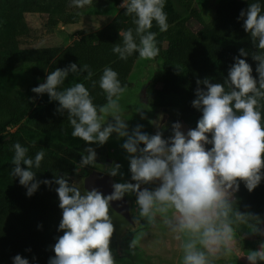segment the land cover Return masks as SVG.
<instances>
[{
	"label": "clouds",
	"instance_id": "9594fccd",
	"mask_svg": "<svg viewBox=\"0 0 264 264\" xmlns=\"http://www.w3.org/2000/svg\"><path fill=\"white\" fill-rule=\"evenodd\" d=\"M91 4L92 0H70V6L76 8ZM120 7L132 17L134 28L120 31L121 42L113 46V53L121 60L134 53L142 60L156 58L160 49L157 33L151 29L154 21L160 32L169 28L165 0H123ZM238 20L243 21L254 50L239 49L223 83L197 79L192 106L202 112V117L197 127L186 133L183 125L175 122L171 125L172 134L165 139L156 121L152 122L157 127L155 134L144 132L139 124L129 131L120 104L127 85L122 86L119 74L111 67L103 69L98 82L106 96L102 105L94 103L84 83L62 87L70 73L86 72L91 80L93 72L87 64L78 67L71 63L57 68L48 73L44 83L32 89L57 101L60 114L67 112L73 137L100 146L113 133L126 138L122 148L129 154L131 173V181L113 183L108 195L96 188L81 192L67 175L37 179L33 169L41 167L45 152L38 151L32 158L28 147L19 142L13 145L12 175L19 177L27 196L31 197L41 184L58 185L55 191L62 209L59 231L63 235L57 238L55 256L48 264H116L110 248L115 231L110 205L132 193L139 209L135 222L143 219L147 225L155 226L159 216L175 239L182 241L181 264H214L220 257L231 256L238 244L234 225L247 224L253 234L264 236V229L259 226L264 221L258 215L241 212L234 198L240 181L251 192L264 179V8L260 2L249 3ZM249 56L256 62L257 76H253ZM174 67L177 74L183 72L180 65ZM96 83L93 80L92 86ZM137 112L145 118L142 110ZM84 152L80 167L75 169L77 173L82 167L98 166L95 148L89 146ZM121 167L113 163L108 175L117 176ZM152 184L157 186L147 187ZM246 257L249 264L264 262V242ZM13 264L30 261L17 254Z\"/></svg>",
	"mask_w": 264,
	"mask_h": 264
},
{
	"label": "trees",
	"instance_id": "16d2710c",
	"mask_svg": "<svg viewBox=\"0 0 264 264\" xmlns=\"http://www.w3.org/2000/svg\"><path fill=\"white\" fill-rule=\"evenodd\" d=\"M185 7L187 16L198 23L204 34L194 31L185 19L178 15H171L167 23L166 32H160L156 22H153L152 31L157 33V42L164 67L156 71L145 86L147 101L156 107H169L171 101L168 95L185 98L181 104L177 118L192 124V119L198 121L202 112L192 106L197 87V79L210 78L212 81L223 83L230 66L235 62L234 57L239 55V49L253 51L249 34L243 28V21L238 20L242 9L249 3L260 2L264 8V0H218L213 14L205 20L195 6L187 7L184 0H175ZM52 8L54 9L52 11ZM87 8L70 6V0H48L40 5L38 0H0V12L10 26L14 38L29 31V25L24 17L26 12H47L48 22L56 25L73 24L78 21L80 14H85ZM133 27L132 17L126 15V9L120 8L114 16L102 27L90 33L86 41L68 46H40L20 50L19 54L12 53L11 59L0 56V70L12 62L23 60L35 63L33 80L42 79L44 83L48 73L57 68L63 69L71 63L78 67L84 64L90 66L93 76L87 79V73L69 74L63 88L75 83H84L94 103H106V96L99 87V79L103 69L111 67L119 76L122 86L130 84L129 78L139 58L134 53L127 60H121L114 54L112 48L121 42L120 31ZM20 55V56H19ZM252 65L253 76L256 62L248 58ZM180 65L183 72L176 73L175 67ZM72 76V77H71ZM71 77V82H70ZM74 79V80H73ZM96 86H92V81ZM33 108L32 130L38 133H54L63 130H73L67 119V112H57L59 104L50 101L47 93L42 94L33 103L25 97L11 96L0 92V158L13 157V145L17 142L29 148L28 155L34 158L38 151L45 152V158L39 169H33L39 180H52L58 175L74 176L76 165L80 164L84 149L90 145L80 141L63 147H52L49 143H32L25 139L19 130L8 131V128L19 122L23 109ZM264 115V113H262ZM211 148L212 145H206ZM26 167V166H25ZM58 185L51 187L41 184L31 196H27V189L19 183V178H10L6 188L0 186V264H13V257L17 254L28 256L30 264H48L49 259L55 256L53 246L57 238L63 235L59 231L62 220V209L59 207V197L55 191ZM236 207L241 212H250L258 215L264 221V179L251 192L243 181H240L239 191L234 193ZM115 231L111 239L110 248L114 257L118 255L116 229L118 217L110 209ZM8 220L16 223L6 224ZM30 250V251H29ZM264 264V262H258Z\"/></svg>",
	"mask_w": 264,
	"mask_h": 264
},
{
	"label": "rangeland",
	"instance_id": "374dc122",
	"mask_svg": "<svg viewBox=\"0 0 264 264\" xmlns=\"http://www.w3.org/2000/svg\"><path fill=\"white\" fill-rule=\"evenodd\" d=\"M48 0H38L40 5H45ZM123 0H92L85 14H80L78 21L73 24L51 25L48 22L49 14L47 12H26L24 17L29 25V31L26 34L15 36L11 35L10 26L4 20L0 12V56L11 59L10 55L31 47L40 46H68L75 43L86 41L88 35L100 27L104 26L114 14L121 8ZM218 0H184L187 7L195 6L198 8L202 17L207 21L213 14ZM54 9L52 8V11ZM165 13L169 18L171 15H178L186 20L187 24L196 32L204 34L202 27L189 19L184 6L178 4L175 0H165ZM152 31V29H151ZM20 56V55H19ZM164 61L160 56L152 60H142L138 58L135 67L130 75V84L126 93L122 96L120 104L124 110V119L129 125V131L136 125H143V131L149 134H155L157 127L153 121L159 123L160 130L164 132V138L167 139L172 134L171 125L180 122L183 125L185 133L192 124L186 123L177 118L178 110L185 98L168 95L171 101L169 107H156L151 105L145 97V86L150 77L164 67ZM36 64L23 60L12 62L4 70H0V92L15 97H25L31 102H35L41 95L34 93L32 89L43 83L41 78L33 80V69ZM71 74V73H70ZM73 75V74H72ZM72 77V76H71ZM70 77V82L72 81ZM74 80V79H73ZM33 108L23 109L19 122L11 125L8 131L19 130L25 139L32 143H49L52 147H63L83 141L78 137L72 136L73 130H63L54 133H38L32 130L33 127ZM137 109L143 111L144 117L137 112ZM111 119V118H110ZM193 125L198 121L192 119ZM126 138H120L113 133L109 140L102 146L91 144L97 152V165L80 168L79 173L70 178V183L75 182L76 186L84 192L90 190L86 183V177L96 171L108 173L107 170L113 163L122 165L120 174L114 177L117 183L131 181L129 154L122 148ZM143 147V145H141ZM13 157L0 158V186L6 188L10 178H19L12 175L14 167ZM80 164L76 165V168ZM134 183V181H132ZM156 184L147 185L154 188ZM129 202L130 216L132 224L117 227L116 238L118 245V255L115 257L116 264H181L182 260V241L175 239V234L162 223L161 218L157 217V224L150 226L146 221L141 219L136 223L134 218L139 215V209L136 204L134 193L126 194ZM8 224L16 223L8 220ZM264 229V223L259 225ZM236 229V239L238 241L237 251L231 256L220 257L215 260L214 264H249L247 255L250 250H257L261 242H264V236L256 235L251 232L247 224L234 225ZM135 241V245L132 242ZM28 259V256L23 255Z\"/></svg>",
	"mask_w": 264,
	"mask_h": 264
},
{
	"label": "water",
	"instance_id": "95a60500",
	"mask_svg": "<svg viewBox=\"0 0 264 264\" xmlns=\"http://www.w3.org/2000/svg\"><path fill=\"white\" fill-rule=\"evenodd\" d=\"M98 168L100 169L101 167L98 166ZM86 183L90 189L96 188L103 194L108 195L113 191V183H117V181L114 179V177L108 175V173L96 170L86 177ZM110 209L113 215L119 218L117 220L118 227L132 224L129 202L126 196H124L122 200L111 202Z\"/></svg>",
	"mask_w": 264,
	"mask_h": 264
}]
</instances>
